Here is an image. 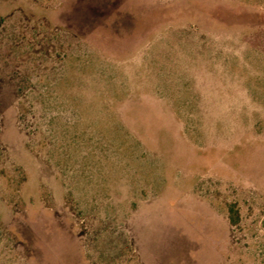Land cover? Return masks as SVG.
<instances>
[{"label":"rangeland","instance_id":"rangeland-1","mask_svg":"<svg viewBox=\"0 0 264 264\" xmlns=\"http://www.w3.org/2000/svg\"><path fill=\"white\" fill-rule=\"evenodd\" d=\"M0 264H264V0H0Z\"/></svg>","mask_w":264,"mask_h":264},{"label":"trees","instance_id":"trees-1","mask_svg":"<svg viewBox=\"0 0 264 264\" xmlns=\"http://www.w3.org/2000/svg\"><path fill=\"white\" fill-rule=\"evenodd\" d=\"M228 219H229V222L231 225L237 224L238 214L232 207H230V209H229V218Z\"/></svg>","mask_w":264,"mask_h":264}]
</instances>
